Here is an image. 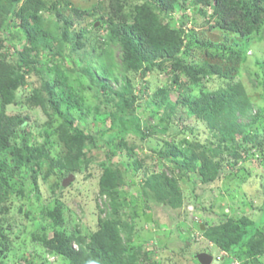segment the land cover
Returning <instances> with one entry per match:
<instances>
[{
    "label": "rangeland",
    "instance_id": "obj_1",
    "mask_svg": "<svg viewBox=\"0 0 264 264\" xmlns=\"http://www.w3.org/2000/svg\"><path fill=\"white\" fill-rule=\"evenodd\" d=\"M68 1L70 6L67 13L72 6L90 9L99 2ZM188 4L192 5L190 0ZM203 9L204 13L191 14L194 19L186 25L187 46L181 56L197 66L210 62L219 63L222 73L193 84L191 93L198 95L202 90H214L241 81L254 107L247 114H239L237 119L242 123H249L254 113L259 108H264V27L245 36L224 31L212 27L214 19L206 22L208 15L213 12L212 7L204 6ZM190 11V8L185 9V13ZM126 13L129 16L133 14L131 5L126 6ZM174 14L179 18L181 12L178 9ZM99 15L84 18L74 16L76 22L69 30L84 28V38H91V42L80 50H72V43L66 41L64 54L57 57L52 55L51 49H42L38 54L40 73L29 74L26 84L16 90V101L7 106L8 113L21 112L30 116V120L19 132L26 136V141L30 144H46L54 159L63 157L67 149L60 141L58 131L64 117L74 119L77 125L94 135L96 143L93 147L90 146V141L84 143L87 155L81 158L80 170L72 172L73 179L66 184L63 181L70 173L61 172L48 159H42L41 164L35 166L40 168L39 172L34 173L30 171L31 167L28 170L22 159L14 154L15 144L0 151V172L7 177L9 183L3 181L0 175L3 191L0 195V208L8 206L7 211L0 215L6 217L4 224L9 235L7 244L5 243L6 250L0 254V264H68L66 258L43 246L41 239L44 233L49 236L54 229L65 230L68 234L91 236L100 220L108 219L112 213L111 198L100 191V179L107 169L116 167L122 171L125 180L120 187L122 204L115 218L116 223H119V235L126 258L122 264H201L197 258L200 252L212 254L220 253L222 249L229 251L220 244V240L229 235L227 231L232 229L233 221L244 219L261 222L264 217V152L254 146L253 137H244L249 133L251 135L254 129L247 127L244 134L235 136L238 149L244 155L239 164H230L234 160L233 145L227 141L223 142L222 149L217 150L216 157L215 152L211 155L217 164L222 162V172L214 182L207 184L202 182L203 177L197 173L181 177L171 162L159 156L167 143L187 146L184 138L196 139L209 151L218 143L219 137L215 136L205 122L198 120L188 106L176 107L171 116L173 124L168 132H155L145 138L138 132H121L114 141H121L119 147L114 153L109 151V147L102 142L101 135L109 129V112L115 111L116 107L113 104L106 106L101 101L94 85L81 71L82 66L88 65L97 70V53L104 49L111 55V68L114 73H118V77L99 74L100 77L106 78L116 90L125 81L120 73L123 70L122 47L109 41L106 22L102 24L99 20L96 26L93 25ZM45 16L51 21L56 20V15L50 11H46ZM0 31L7 43L3 52L9 60H13L16 52L26 43L24 28L9 22ZM94 45L97 49H94ZM209 51L216 56L212 57ZM232 51L238 52L239 60L236 63L229 58ZM168 71L170 68L167 66L163 69L155 67L144 78L140 72L132 71L128 75L139 95L135 108L142 131H148V124L160 125L161 113L154 114L157 106L151 100V94L157 88L168 85L173 101L184 92L183 88L178 89L177 84L172 85ZM42 79L55 83L61 113L48 102L45 108L34 107L26 102L33 90L41 87ZM142 79L147 85L143 91L140 89ZM258 126L256 133L263 139L264 117L258 121ZM13 143L20 144L21 137H17ZM132 147L134 157L129 152ZM134 158L142 159L145 165L137 168ZM13 167L20 169L11 175ZM162 171L176 178L179 184L183 195L180 209L147 207L141 182L151 173ZM113 178L114 175H111L109 180ZM55 207H60L63 211L62 226L56 225L50 215ZM10 223H13L11 228L8 227ZM201 223H204V229L199 228ZM225 225L227 226L224 227ZM206 229L212 231L211 235L205 233ZM257 235L253 243H247L240 249L241 255L236 257L239 264H264V221L259 224ZM74 246L79 247L76 242ZM222 264H231L230 258H226Z\"/></svg>",
    "mask_w": 264,
    "mask_h": 264
},
{
    "label": "trees",
    "instance_id": "obj_2",
    "mask_svg": "<svg viewBox=\"0 0 264 264\" xmlns=\"http://www.w3.org/2000/svg\"><path fill=\"white\" fill-rule=\"evenodd\" d=\"M140 1L99 0L98 4L90 9L72 6L71 11L67 13L70 6L68 0H0V30L9 22H13L24 28L26 38L23 48L16 52L13 60H9L3 52L7 43L0 31V151L15 144L14 154L22 159L28 170L31 167L30 171L34 173L39 172L40 168L35 166H39L44 158L65 174L80 170L81 158L87 155V151L83 148L84 143L90 141V146H95L94 135L77 125L74 119L64 117L58 126V131L59 139L67 149L63 157L54 159L46 144H30L26 141V136L19 132L30 120V116L21 112L8 113L7 106L16 101V90L26 84L27 76L32 72L40 73L38 54L42 49H51L52 55L57 57L64 54L67 48L66 41L72 43V50H80L91 42V38H84V28L69 30L76 22L74 16L84 18L100 14L93 25L96 26L99 20L102 24L106 22L109 41L122 47L123 70L120 73L125 77V81L121 88L116 90L106 78L100 77L99 74L118 77V73H114L111 68L113 64L111 55L104 49L97 53L99 58L97 70L88 65L82 66L81 71L94 85L101 101L106 106L113 104L116 107L115 111L109 112L111 118L109 129L101 135V140L109 147V151L114 153L119 147L121 141L119 143L114 141L121 132H138L143 138L155 132H168L173 124L171 116L176 107L185 105L198 120L206 123L215 136L219 137V141L211 151L196 139L184 138L187 146L175 142L167 143L159 152V156L171 162L181 177H190L197 173L203 177V183L214 182L221 175L222 162L220 165L217 164L211 155L215 152L216 157L217 150L222 149V144L226 141L233 145L234 160L230 164L233 166L239 164L244 155L238 149L239 144L235 141V136L239 133L244 134L247 127H252L254 132L245 135V139L253 137L254 146L264 152V137L260 139L259 134L256 133L259 129L258 121L264 117V108H259L249 123L245 124L237 119L239 114H247L254 107L244 84L236 81L225 87L202 90L200 94L193 95L192 85L204 82L215 74L220 75L222 66L216 62L197 66L181 56L187 46L186 25L192 18L194 19L192 13H204L203 7L211 6L213 12L208 15L206 22L214 19L212 27L245 36L258 32L264 27V0H190L193 6L188 4L189 0ZM128 5L132 6L131 16L126 13ZM187 8L191 11L185 13ZM178 9L181 12L179 18L174 14ZM46 11L54 13L56 20L47 19ZM94 49H97L95 45ZM209 54L212 57L216 56L210 51ZM229 58L236 63L239 60L238 52L232 51ZM166 66L170 68L168 72L172 85L177 84L178 89H184V92H179L178 98L173 101L168 85L157 88L151 94V100L157 106L154 114L161 113L160 125L148 124L146 125L148 131H142L140 117L135 108L139 95L128 75L132 71L140 72L144 78L155 67L163 69ZM74 69L79 70L76 67ZM146 86V81L142 79L141 91L146 90ZM56 94L55 83L42 79L41 87L35 88L26 98V102L34 107L43 108L48 102L53 109L61 113L60 101ZM17 137H21L20 144L13 143ZM129 152L131 156H135L133 147L129 148ZM134 161L137 168L145 165L142 159L134 158ZM13 168L11 175L15 170L20 169ZM122 174L119 167H116L107 169L101 176L100 191L111 198L113 209L108 219L100 220L98 228L91 236L68 234L65 230L54 229L49 236L44 233L41 239L42 245L50 252L66 258L68 264L124 263L126 258L123 255L119 223H116L115 219L122 204L120 187L125 182ZM111 175H114V178L109 180ZM4 176L1 175L3 181L9 184L7 177ZM141 188L147 207L172 210L182 207L183 195L179 190V184L176 178L164 171L151 173L141 182ZM2 192L0 186V195ZM7 208L8 206L3 205L0 213L7 211ZM50 215L56 225L62 226L63 211L60 207H55ZM5 218L0 215V254L6 250V242L9 238L7 226L4 224ZM262 220L264 221V217ZM261 222L244 219L233 221L232 229L227 231L229 235L224 240H220L222 241L220 244L229 249L226 258H230L231 264V256L238 257L241 255L239 252L242 247L247 243H253L258 236ZM12 225L13 223H10L8 227L11 228ZM199 228L202 229L200 225ZM233 232L236 234H232ZM205 233L211 235L212 231L206 229ZM75 242L78 243V248L74 246Z\"/></svg>",
    "mask_w": 264,
    "mask_h": 264
},
{
    "label": "water",
    "instance_id": "obj_3",
    "mask_svg": "<svg viewBox=\"0 0 264 264\" xmlns=\"http://www.w3.org/2000/svg\"><path fill=\"white\" fill-rule=\"evenodd\" d=\"M73 173H70V175L63 181L64 184L69 182L73 179ZM201 228L204 229L205 225L204 223H201ZM197 258L200 261L201 264H217L218 261L213 259V255L207 252H200L197 254Z\"/></svg>",
    "mask_w": 264,
    "mask_h": 264
},
{
    "label": "built area",
    "instance_id": "obj_4",
    "mask_svg": "<svg viewBox=\"0 0 264 264\" xmlns=\"http://www.w3.org/2000/svg\"><path fill=\"white\" fill-rule=\"evenodd\" d=\"M228 254H229L228 251L221 250V252L217 254L215 258H217L219 261H222L225 258V256H227ZM232 264H239V260L236 257H233Z\"/></svg>",
    "mask_w": 264,
    "mask_h": 264
},
{
    "label": "clouds",
    "instance_id": "obj_5",
    "mask_svg": "<svg viewBox=\"0 0 264 264\" xmlns=\"http://www.w3.org/2000/svg\"><path fill=\"white\" fill-rule=\"evenodd\" d=\"M222 250H225V249H222ZM226 251H227V250H226ZM220 252H221V251H220ZM217 254H219V253H212V255H213V259H214V261H215V260L218 261L217 264H221V263L226 259V256H225V258H224L222 261H219L217 258H215ZM231 257H232V261H233V256H231Z\"/></svg>",
    "mask_w": 264,
    "mask_h": 264
}]
</instances>
